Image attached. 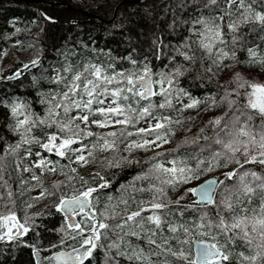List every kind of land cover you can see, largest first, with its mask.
Segmentation results:
<instances>
[{
	"label": "snow or ice",
	"instance_id": "obj_1",
	"mask_svg": "<svg viewBox=\"0 0 264 264\" xmlns=\"http://www.w3.org/2000/svg\"><path fill=\"white\" fill-rule=\"evenodd\" d=\"M143 2L139 18L121 13L113 24L130 46L126 55L92 48V56L72 59L75 51L66 49L59 66L47 70L40 49L11 75L0 74L2 83L22 82L27 70L39 73L32 79L35 100L0 89V207L7 209L0 214V242L8 245L0 246V264H14L11 245L34 231L35 217L51 208L63 214L64 223L53 229L61 238L51 245L52 255L43 258L48 264H84L99 249H104V264H121V258L127 264H264V83L235 72L227 84L218 85V91L223 89L219 99L218 92L198 97L181 85L189 76L211 82L238 66L264 69V0ZM198 8L207 15L180 18L185 9ZM159 12L171 19L169 35L178 24L188 25L189 35L165 43ZM144 43L148 49L141 55L137 47ZM7 55L0 52V60ZM154 60L167 61V70L154 71ZM42 83L48 87L41 88ZM202 104L205 113L223 106L227 111L209 116L196 135L185 134L174 148H166L180 132L191 131L185 125L195 118L184 113L197 110L199 115ZM93 127L108 130L94 132ZM189 144L200 151L182 155ZM34 146L40 150L33 151ZM141 151L152 155H133ZM10 164L19 178L15 188ZM97 165L105 174H81ZM135 165L139 172L111 194L106 170ZM49 175L63 179L45 184ZM65 188L74 194L65 195ZM170 193L178 194L172 199ZM49 198L55 199L45 211L28 214ZM18 199L24 205L23 223L15 210ZM191 212L195 218H186ZM69 241L71 251L62 250ZM24 246L39 256L35 245Z\"/></svg>",
	"mask_w": 264,
	"mask_h": 264
},
{
	"label": "trees",
	"instance_id": "obj_2",
	"mask_svg": "<svg viewBox=\"0 0 264 264\" xmlns=\"http://www.w3.org/2000/svg\"><path fill=\"white\" fill-rule=\"evenodd\" d=\"M200 3V0H196ZM106 4L107 7L101 5ZM144 7L143 0H0V52L7 51L8 55L0 60V74L5 76L11 75L17 68H22L23 63L29 62L35 58L38 50H43L42 56V68L49 69V66L58 67L59 62L63 59V53L66 49L74 50L76 53V59L83 56H92L93 53L89 49H114V55L123 56L127 54L129 45L125 44L121 33L118 29L113 28V24L118 21L121 13L132 18H139L141 9ZM118 9V10H116ZM187 13V16L184 13ZM200 12H204L207 15V10L198 8L195 11L185 9L180 13L181 19H191ZM51 16L56 22L51 23L43 18V15ZM158 20L164 21L159 26L164 29L163 34L167 37L165 43L170 40L173 44L177 43L181 36L189 35L187 28L188 25H177L176 30L169 35L167 24L171 23L169 16H166L163 12H159ZM73 21L75 23H73ZM16 29H20L19 32ZM41 29L43 32L41 33ZM143 39V38H141ZM17 41H20L17 44ZM83 44L88 45V49L83 48ZM29 45H32L29 47ZM143 49V51H142ZM148 49V44L144 43L137 47V53L143 55ZM241 59L245 58V53H238ZM151 58V57H149ZM103 59V57H101ZM164 63H167L165 61ZM164 63L159 60H154V71H166ZM124 67H129L125 62ZM254 70H264L259 67L238 66L233 69H227L221 72L217 77H214L211 82L207 79L203 81H194L192 76L187 79H182L181 85L184 88L190 89L194 96L204 97L209 94H217L216 98L219 99L223 95V89L218 91V85L227 84L232 78L235 72H240L245 79L256 80L264 83V78L261 80L252 72ZM202 71L197 69V72ZM39 77V73L35 69L24 71V76L21 78L22 82L17 79L11 81L4 80L0 83V89H5L9 93H15L18 95H25L36 99L35 90L32 86L33 76ZM41 88H47L48 85L42 83ZM157 99V98H154ZM37 112L43 111L42 106L35 105ZM220 115L227 111V107H220ZM0 119H3L0 117ZM194 121V120H193ZM185 125L192 126L194 122ZM206 124V123H205ZM205 124H199L194 131L184 132L174 140L173 145L167 148H174L179 140H182L184 135L194 136L199 132L201 127ZM14 142V138L8 133H4ZM208 135H212L209 131ZM201 145H204L203 140L200 141ZM216 147V146H214ZM40 150L37 147H33V151ZM218 150V147L216 148ZM42 151V150H41ZM200 151V148L196 145L189 144L181 150L183 155L185 152L189 155L196 154ZM51 159H58L53 153H44ZM104 155H109L105 153ZM138 158L146 159L152 155L151 152L145 155L134 154ZM35 159V157H33ZM61 163H67L65 160H61ZM251 167V166H250ZM14 165H9V171L12 172V182L15 188L19 182L17 174L13 171ZM140 166L135 165L132 167L113 168L106 170V178L113 181V187L110 190L111 194H117L116 190L121 184L129 181L134 175L139 172ZM253 170L260 171L258 168L253 167ZM101 171V174H105V170H102L100 166L94 167V169H83L81 174L87 175L89 172ZM7 179V176L5 177ZM63 179L61 176H57L53 179ZM52 179V180H53ZM50 183V182H48ZM79 187V184L76 185ZM65 195H72L73 189L65 188L63 190ZM178 194V193H177ZM177 194H171L172 199L176 198ZM35 196L34 192L31 193ZM55 198H49L43 200L40 203L35 204L31 209H28V214L45 211L44 205L50 204ZM31 202V200H29ZM102 204L104 203L102 198ZM3 201H0L2 204ZM12 207V205H8ZM24 205L17 200V216L23 223V211ZM7 209L0 207V214H6ZM196 212H191L190 215L186 214V218L193 219L196 216ZM35 223L38 227L34 231H30L25 236L21 237L20 241L12 244L14 251L10 254L15 256L14 264H34L35 257L33 256L34 249L25 247V244H33L38 248L43 255H50L56 249L51 248V245L57 244L61 238V233L53 231V229L60 228L63 221V214L58 213L55 208H51L50 211H46L43 216L35 217ZM71 231L70 229L68 230ZM73 242L69 241V247L71 249ZM0 246L7 247L8 245L0 242ZM78 247V245H75ZM194 250V249H193ZM104 249L97 250L90 260H86L84 264H104ZM121 264H127L126 261L121 258Z\"/></svg>",
	"mask_w": 264,
	"mask_h": 264
},
{
	"label": "rangeland",
	"instance_id": "obj_3",
	"mask_svg": "<svg viewBox=\"0 0 264 264\" xmlns=\"http://www.w3.org/2000/svg\"><path fill=\"white\" fill-rule=\"evenodd\" d=\"M252 74H254L255 76H257L259 79H263L264 78V70H254L253 72H252ZM185 103H187V100H185L184 101ZM204 108V105L202 104L201 106H200V109H201V111H200V113H199V115H197V110H188V111H186L185 113H184V116H192V117H194L195 119H194V123H193V125L192 126H187L186 128H190L191 129V132L192 131H194L195 129H196V127L199 125V124H201V125H203V124H205L206 123V121H207V119L209 118V116H211V115H217V116H219L220 115V112H221V110H220V108H217V109H213L212 110V112L211 113H205V112H203L202 111V109ZM108 129H99V128H96V127H93L92 128V131H94V132H102V131H107ZM130 130H133V129H130ZM181 133V132H180ZM180 133L178 134V136L180 135ZM177 136V137H178ZM176 137V138H177ZM175 138V139H176ZM174 139V140H175ZM174 140H173V142H174ZM175 143V142H174ZM173 145V143L172 144H170V145H165V147L167 148V147H171ZM137 154H140V155H145V154H148L149 152H147V153H145V152H136ZM136 153H134V154H136ZM127 153H125V155H126ZM133 154V155H134ZM32 159H33V157H32ZM98 166V165H97ZM94 167H96V166H92V167H89V168H91V169H94ZM86 169V168H85ZM37 171H39V170H37ZM24 175V178H28L29 177V174L28 173H24L23 174ZM55 177H57V176H51V175H49V176H46L44 179H45V184H49L48 182H51L52 181V179L53 178H55ZM62 177V176H61ZM57 179V178H56ZM32 183H35L34 181L32 182ZM33 192H34V194H38V192H39V188H37V189H35V190H33Z\"/></svg>",
	"mask_w": 264,
	"mask_h": 264
},
{
	"label": "water",
	"instance_id": "obj_4",
	"mask_svg": "<svg viewBox=\"0 0 264 264\" xmlns=\"http://www.w3.org/2000/svg\"><path fill=\"white\" fill-rule=\"evenodd\" d=\"M140 1V0H139ZM76 219H78V218H76ZM62 250H66V251H71V249H62ZM50 255H52V254H50ZM50 255H43L42 253H41V251L39 250V256H37V257H35V261L36 260H39L40 261V264H48V261H46V260H44L43 258L44 257H47V256H50ZM85 263V262H84Z\"/></svg>",
	"mask_w": 264,
	"mask_h": 264
}]
</instances>
